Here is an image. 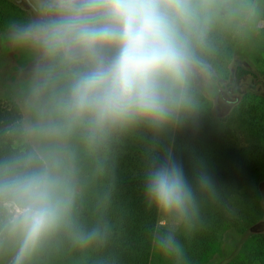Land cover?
Instances as JSON below:
<instances>
[{
	"label": "trees",
	"instance_id": "obj_1",
	"mask_svg": "<svg viewBox=\"0 0 264 264\" xmlns=\"http://www.w3.org/2000/svg\"><path fill=\"white\" fill-rule=\"evenodd\" d=\"M198 3L194 59L212 65L230 57L246 59L264 20V0ZM4 19L0 15V49L12 43L15 31ZM235 66L239 78L254 73L241 61ZM190 77L192 106L172 123L175 132L169 124L140 123L90 140L77 129L66 136V146L55 144L70 204L20 264H150L155 248L162 264H264V232L248 228L264 215V113L250 103L224 116ZM216 86L224 98L223 88ZM23 117L19 102L0 98V165L37 150ZM238 129L248 134L247 143L235 140ZM169 159L182 164L193 206L179 228L156 242L163 212L148 199L146 183L148 173ZM205 175L208 187L199 181ZM12 212L9 203H0V260L5 264H16L23 243L11 230ZM169 236L179 253L165 251Z\"/></svg>",
	"mask_w": 264,
	"mask_h": 264
},
{
	"label": "clouds",
	"instance_id": "obj_2",
	"mask_svg": "<svg viewBox=\"0 0 264 264\" xmlns=\"http://www.w3.org/2000/svg\"><path fill=\"white\" fill-rule=\"evenodd\" d=\"M27 24L12 41L34 50L37 134L56 140L80 129L90 140L140 123L162 127L191 108L189 74L200 35L198 0H26ZM56 147L0 165V203L12 208L22 237L16 258L34 248L67 210L68 180ZM200 183L208 187L205 175ZM146 195L163 213L186 217L193 193L182 164L167 160L149 173ZM180 252L173 237L165 251Z\"/></svg>",
	"mask_w": 264,
	"mask_h": 264
},
{
	"label": "rangeland",
	"instance_id": "obj_3",
	"mask_svg": "<svg viewBox=\"0 0 264 264\" xmlns=\"http://www.w3.org/2000/svg\"><path fill=\"white\" fill-rule=\"evenodd\" d=\"M1 7L0 15L5 18L4 22L8 23L7 25L12 24L14 26L13 30H16L22 24H27L32 15L26 0H3ZM259 28L258 37L249 52V56L240 60L241 63L258 73V80L254 82L252 75L239 80L225 93L228 101L218 96L217 81L215 82L214 79H202L201 75L203 70H206L207 76L215 75L220 83L223 84L233 80L235 63L240 61L235 57H230L224 63L217 65L197 59L192 61L191 65H193V68L194 66H200V69L197 72H190L191 77H189L193 79L198 91L209 101L211 106L215 107L218 112H222L224 116L236 108L250 103L259 104L260 112L264 113V86L261 83L264 81V20L260 22ZM38 63L39 57L34 50L20 47L13 41L9 43L7 48L0 49V98H11L19 102L23 111V121L28 138L37 150L56 147L58 146L55 145L56 143L66 146V139H68L66 136L52 140L37 134L36 125L41 119L40 108L45 103V98L41 96L38 100L36 94L34 73ZM201 65L204 66L201 67ZM169 126L171 130H175V124H169ZM235 140L239 144H245L248 142L249 136L245 131L238 129V135ZM179 224L180 218L162 213L159 227L157 228L156 242L163 238L166 231L179 228ZM248 228L255 234L264 232V215L257 222L250 223ZM154 250L150 264H162L160 254L156 253V248ZM0 264H5L4 259L0 260Z\"/></svg>",
	"mask_w": 264,
	"mask_h": 264
},
{
	"label": "flooded vegetation",
	"instance_id": "obj_4",
	"mask_svg": "<svg viewBox=\"0 0 264 264\" xmlns=\"http://www.w3.org/2000/svg\"><path fill=\"white\" fill-rule=\"evenodd\" d=\"M200 69V67H197V66H194V71L195 72H197L198 70ZM235 71H236V66H235V69H234V78H233V80H231V81H227V82H225V83H223V84H221L220 83V81L218 80V78L215 76V75H210V76H207L206 75V70H203V72H202V77H204L206 80H211V79H213V77H214V80H215V82H216V84L219 86V87H221V88H223V90H221L222 91V95H223V97L225 98V100H227L228 101V98H226V96H225V93L228 91V89L231 87V86H233V85H235L239 80H241L242 78H244V77H246V76H248V75H252L253 76V81L255 82V81H257L258 80V73L257 72H255L254 70V73H250V74H246L245 76H243V77H241V78H239L237 75H236V73H235ZM262 83V85L264 86V81H262L261 82Z\"/></svg>",
	"mask_w": 264,
	"mask_h": 264
}]
</instances>
